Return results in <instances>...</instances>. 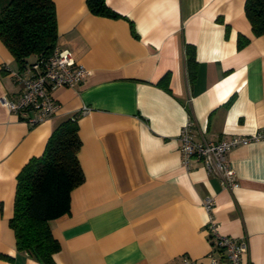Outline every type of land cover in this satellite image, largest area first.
Segmentation results:
<instances>
[{
  "label": "crops",
  "instance_id": "0c3cea01",
  "mask_svg": "<svg viewBox=\"0 0 264 264\" xmlns=\"http://www.w3.org/2000/svg\"><path fill=\"white\" fill-rule=\"evenodd\" d=\"M53 1L56 46L88 72L53 90L54 114L34 125L0 103V264H44L16 247L8 224L16 176L73 116L84 180L69 212L50 221L60 244L52 264L207 262L208 196L219 231L247 240L240 264H264V34H253L245 0H105L116 16L86 0ZM239 35L248 38L241 47ZM13 65L0 41V96L10 99L20 88ZM186 122L195 141L261 135L226 154L236 187L200 160L183 163Z\"/></svg>",
  "mask_w": 264,
  "mask_h": 264
},
{
  "label": "trees",
  "instance_id": "16d2710c",
  "mask_svg": "<svg viewBox=\"0 0 264 264\" xmlns=\"http://www.w3.org/2000/svg\"><path fill=\"white\" fill-rule=\"evenodd\" d=\"M95 14L116 16L105 0H86ZM244 10L254 35L264 34V0H245ZM53 0H0V41L18 70L43 63L57 45ZM248 38L239 35V47ZM192 46H186L189 80L194 77ZM81 146L76 116L62 122L48 137L43 153L31 157L16 176L13 213L8 220L16 247L44 264L54 262L60 249L50 221L69 212L71 191L84 175L77 153Z\"/></svg>",
  "mask_w": 264,
  "mask_h": 264
},
{
  "label": "built area",
  "instance_id": "2783aa9c",
  "mask_svg": "<svg viewBox=\"0 0 264 264\" xmlns=\"http://www.w3.org/2000/svg\"><path fill=\"white\" fill-rule=\"evenodd\" d=\"M87 72V68L77 63L68 49L55 46L43 63H33L22 70H9L20 88L14 99L1 95L0 103L23 121L34 125L54 114L57 103L52 91L61 86L75 87ZM85 111L87 107L81 109L82 113ZM190 127L191 122H186L179 135L183 163L187 165L191 159L200 160L208 172L219 176L223 187H236L238 183L235 171L226 154L231 148L247 144L261 135H228L218 140L195 141L191 138ZM203 207L207 213L205 229L210 240V249L205 255L207 262L182 256L175 264H240L242 254L248 249L245 236L232 237L219 231L212 214V197L204 198Z\"/></svg>",
  "mask_w": 264,
  "mask_h": 264
},
{
  "label": "rangeland",
  "instance_id": "374dc122",
  "mask_svg": "<svg viewBox=\"0 0 264 264\" xmlns=\"http://www.w3.org/2000/svg\"><path fill=\"white\" fill-rule=\"evenodd\" d=\"M13 67H14V70H17V67H16V65H13Z\"/></svg>",
  "mask_w": 264,
  "mask_h": 264
}]
</instances>
